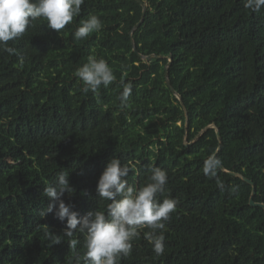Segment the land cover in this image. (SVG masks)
<instances>
[{
  "label": "trees",
  "instance_id": "trees-1",
  "mask_svg": "<svg viewBox=\"0 0 264 264\" xmlns=\"http://www.w3.org/2000/svg\"><path fill=\"white\" fill-rule=\"evenodd\" d=\"M141 1L137 29L135 0H84L61 33L41 19L8 42L15 55L0 51V264H76L84 236L74 250L46 238L44 225L63 236L66 221L39 215L50 203L44 187L67 171L66 204L81 215L106 210L96 187L113 156L133 168L136 187L151 167L166 170L157 199L178 200L164 254L141 229L119 264H264V209L251 205L254 186L230 174L253 182L264 204V10L244 0ZM90 14L102 29L73 39ZM90 55L115 80L84 93L73 72ZM209 155L228 171L218 170L223 189L203 173Z\"/></svg>",
  "mask_w": 264,
  "mask_h": 264
},
{
  "label": "clouds",
  "instance_id": "clouds-1",
  "mask_svg": "<svg viewBox=\"0 0 264 264\" xmlns=\"http://www.w3.org/2000/svg\"><path fill=\"white\" fill-rule=\"evenodd\" d=\"M84 0H0V51L15 55L16 49L9 46V41L22 37L38 20H45L47 27L61 33L81 12ZM244 8L255 13L264 10V0H244ZM102 29V21L95 14H90L80 22L73 33V39L82 40ZM21 64L23 59H21ZM73 76L83 83L82 91L95 93L101 85L107 88L114 80L113 69L103 58L90 55L87 62L78 67ZM132 91L131 83L125 84L121 99L126 100ZM192 144V143H191ZM186 139V145L190 146ZM221 161L217 156L209 155L204 161L203 173L216 179L220 189L223 182L218 178ZM133 168L122 164L113 156L99 177L96 193L98 199L109 201L106 210L98 208L81 215L72 210L63 199L66 192L74 190L70 185L69 173L60 172L57 178L44 187L43 195L50 203L39 215L43 218L53 214L60 222L66 221L63 236L55 235L44 225V234L52 245H59L65 238L70 249L80 244L77 234L84 236L83 257H77L76 264H119L122 257L130 254L132 241L140 235L152 245L156 256L165 252L166 223L176 211L178 200L164 198L162 202L157 194L164 191L168 181L167 171L151 167V175L145 184L136 187L127 177ZM87 195V193H85Z\"/></svg>",
  "mask_w": 264,
  "mask_h": 264
},
{
  "label": "water",
  "instance_id": "water-1",
  "mask_svg": "<svg viewBox=\"0 0 264 264\" xmlns=\"http://www.w3.org/2000/svg\"><path fill=\"white\" fill-rule=\"evenodd\" d=\"M136 2H138L140 5H142V7L144 8V13H143V17H142V20L140 21V23L135 27L136 29L137 28H139V26L141 25V24H143L144 23V20H145V17H146V11H147V4L146 3H144L143 1H141V0H135ZM132 43H133V46H134V49H135V51H137V48H136V46H135V44H134V40L132 41ZM143 59H145L146 61H149L150 60V58L151 57H145V56H141ZM172 58H170V64H169V66L171 65V63H172ZM179 99H181V97L179 96ZM185 108V110H186V107H184ZM186 114H187V116H188V112H187V110H186ZM188 119V118H187ZM215 127V126H214ZM205 131V130H204ZM204 131H202L201 132V134H203L204 133ZM218 134H219V138H220V133H219V131H218ZM221 139V138H220ZM221 169H223L225 172H228L222 165H221V167H220ZM230 174H232V175H234V176H238V177H241L242 179H244L245 181H247L248 183H250V184H252L253 186H254V193H253V197H252V199H251V205L252 206H254V207H262L263 209H264V204H257V203H255V196H256V188H255V185L253 184V182H251V181H249L248 179H246L244 176H242V175H238V174H235V173H230Z\"/></svg>",
  "mask_w": 264,
  "mask_h": 264
}]
</instances>
